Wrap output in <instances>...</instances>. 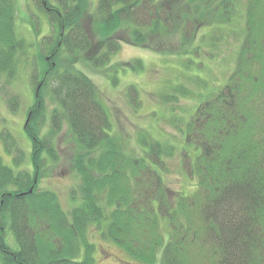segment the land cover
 <instances>
[{"label": "trees", "instance_id": "1", "mask_svg": "<svg viewBox=\"0 0 264 264\" xmlns=\"http://www.w3.org/2000/svg\"><path fill=\"white\" fill-rule=\"evenodd\" d=\"M33 2L47 14L52 31L42 39L40 64L35 59L32 73L35 96L25 121L31 167L21 166L24 151L14 133L6 127L2 133L5 148L16 154V169L0 156V264H96L92 225L140 264H264V0H244L243 6L238 0ZM17 5V0H0V96L31 46L19 36ZM236 14L244 24L235 67L223 86L197 105L183 131L186 143L196 149L194 157L181 152L183 170L197 187L190 195L173 197L162 169V155H173V146L148 143L143 136L140 141L150 147L144 156L130 152L112 133L93 79L74 65L59 67L56 60L60 52L73 56L89 50L87 24L93 19L105 34L102 50L91 58L95 69L106 66L121 48L112 33L118 29L135 46L181 57L184 68L202 66L194 57L203 43L211 46L203 49L206 55L217 54L211 50L219 38L205 39L202 33L204 39H198L199 27L224 31ZM174 36L175 47L171 41L161 47L156 43ZM40 86L49 88L55 104L47 131L49 114ZM177 86L179 93L191 92L183 83ZM17 99H10L13 110ZM65 126L76 147L71 168L81 180L79 189L71 190L79 202L70 210L54 190L39 187L48 160H59L56 139ZM162 220L169 225L168 235Z\"/></svg>", "mask_w": 264, "mask_h": 264}, {"label": "rangeland", "instance_id": "2", "mask_svg": "<svg viewBox=\"0 0 264 264\" xmlns=\"http://www.w3.org/2000/svg\"><path fill=\"white\" fill-rule=\"evenodd\" d=\"M17 27L19 36L24 38L31 46L29 53L21 55L18 72L13 82L3 89L0 96V156L5 164L16 169L14 153H9L5 148L2 133L5 127L11 130L24 151L21 166H30L31 139L25 130L27 111L35 96V84L32 80L35 59L40 64L38 54L43 50L45 36H50L52 27L47 14L39 10L33 0H17ZM241 6L244 0H238ZM218 2L215 3V5ZM221 20V19H220ZM216 23L214 26L218 25ZM244 24L242 15H234L230 24L224 31H212L211 25L202 24L199 27V37L206 34L208 39L211 34L219 38L212 52H217L213 57L204 53L203 49H209V44L202 46V53L195 60L202 61V66L190 63L189 68L182 66V58L166 52L155 51L144 45L135 46L122 29L112 33L122 41L119 50L111 55L106 66L95 69L91 58L103 48L105 34L100 31V26L88 22L91 35V47L80 55H67L60 52V58L56 62L59 67L74 65L76 69L90 76L95 84L99 96L105 104L112 122V133L117 134L125 142L127 149L136 155L144 156L149 144L142 143L141 137L145 136L148 143L158 140L164 145L173 146V155H162L163 176L165 184L171 196H177L181 192L190 195L197 187V181L187 176L182 166L181 152L185 149L192 157L196 149L186 143L185 123L188 121L197 105L207 95L218 91L230 72L235 67L236 52L239 46L238 31ZM225 25V24H223ZM156 43H162L160 47L169 44L175 47L179 44L176 36L163 39ZM214 42V41H212ZM48 62L50 54L44 51ZM139 60L137 67L133 61ZM134 65V67H133ZM42 66V64H41ZM117 71V72H116ZM116 81H113L114 78ZM185 84L191 92L179 93L177 85ZM42 86V81L39 83ZM40 90L46 102L49 114L46 123V131L50 128L51 111L55 104L50 97L49 88L46 86ZM133 86L136 94H130ZM132 89V90H134ZM133 91V92H135ZM131 95V96H130ZM175 95L178 96L175 99ZM17 96L16 110H13L10 99ZM135 97V98H134ZM172 100H167V99ZM67 126L59 132L56 148L59 160H48L47 171L42 176L39 187L54 190L60 198L62 205L68 210L79 202V198L73 200L72 189H79L81 180L71 168V156L76 149ZM194 149V150H192ZM148 162L155 168L156 163L149 159ZM164 235L169 234L167 221L162 220ZM12 241L11 233L8 234ZM90 240L96 245V264H140L131 258L121 247L103 238L100 231L92 225L89 232ZM14 244V243H13ZM160 264V262H157Z\"/></svg>", "mask_w": 264, "mask_h": 264}, {"label": "water", "instance_id": "3", "mask_svg": "<svg viewBox=\"0 0 264 264\" xmlns=\"http://www.w3.org/2000/svg\"><path fill=\"white\" fill-rule=\"evenodd\" d=\"M32 190H33V188H30L29 192H32ZM22 194H24V193H22Z\"/></svg>", "mask_w": 264, "mask_h": 264}]
</instances>
